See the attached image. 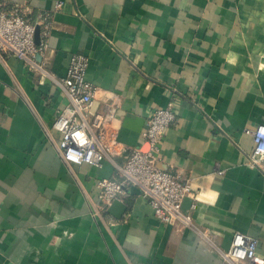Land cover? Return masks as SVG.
Here are the masks:
<instances>
[{"label": "crops", "instance_id": "1", "mask_svg": "<svg viewBox=\"0 0 264 264\" xmlns=\"http://www.w3.org/2000/svg\"><path fill=\"white\" fill-rule=\"evenodd\" d=\"M0 2L30 4L32 18L53 12L44 67L62 77L73 53L88 55L96 110L121 97L112 128L125 146L102 167L65 162L52 126L65 93L0 57V264H221L237 231L258 239L264 261V159L250 164L248 132L264 124V0ZM172 101L157 164L191 179L183 208L194 227L161 221L135 186L121 219L95 215L97 180L149 149L147 117Z\"/></svg>", "mask_w": 264, "mask_h": 264}, {"label": "built area", "instance_id": "2", "mask_svg": "<svg viewBox=\"0 0 264 264\" xmlns=\"http://www.w3.org/2000/svg\"><path fill=\"white\" fill-rule=\"evenodd\" d=\"M62 1H57L60 9ZM33 7L26 3L7 4L0 2V57L13 55L24 61L26 67L40 80L49 76L61 87L68 103L59 111L53 128L61 133L58 151L61 158L70 164H89L102 167L106 159L124 153L125 146L116 138L113 122L121 107V97L115 93L102 110H96L99 102L98 86L86 79L89 56L75 52L71 55L68 71L58 77L44 67L49 50V41L54 28L52 11L39 10L32 18ZM40 28V43H36V28ZM176 120L174 102L164 108H157L147 117L143 139L149 144L147 151L133 148L119 166L117 177L97 180L99 189L95 200L94 214L108 212L115 201H125L131 186L138 187L153 206L156 216L163 222L177 220L185 226L194 227L193 217L183 208L186 197H195L190 178H183L157 164L160 142L164 131ZM264 124L248 130L254 141V152L250 164L258 165L264 159ZM81 133L87 141L81 145L76 137ZM75 154L77 159H71ZM195 207V203L193 204ZM208 238V229L200 231ZM241 243H237V240ZM258 239L243 232H235L228 249L220 251L221 264H264L258 260ZM242 254V255H241Z\"/></svg>", "mask_w": 264, "mask_h": 264}, {"label": "water", "instance_id": "3", "mask_svg": "<svg viewBox=\"0 0 264 264\" xmlns=\"http://www.w3.org/2000/svg\"><path fill=\"white\" fill-rule=\"evenodd\" d=\"M40 28H36V36L35 40L36 43H40ZM128 208V205L125 201H120V200H115L109 207H108V212L112 214L114 217L121 219L124 214L126 213Z\"/></svg>", "mask_w": 264, "mask_h": 264}, {"label": "clouds", "instance_id": "4", "mask_svg": "<svg viewBox=\"0 0 264 264\" xmlns=\"http://www.w3.org/2000/svg\"><path fill=\"white\" fill-rule=\"evenodd\" d=\"M264 131V130H262ZM76 137L77 139L79 140L80 144L83 145L85 144L87 141L83 138L82 134L81 133H76ZM71 159H77L76 155L75 154H71L70 156ZM242 241L241 240H237V243H241ZM242 255V254H241Z\"/></svg>", "mask_w": 264, "mask_h": 264}]
</instances>
